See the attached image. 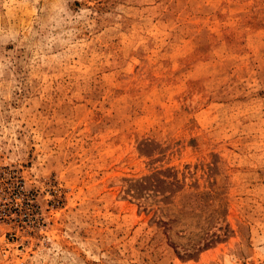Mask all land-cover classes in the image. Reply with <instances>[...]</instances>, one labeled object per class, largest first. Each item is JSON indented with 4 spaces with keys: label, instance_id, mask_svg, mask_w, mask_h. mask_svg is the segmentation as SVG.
<instances>
[{
    "label": "rangeland",
    "instance_id": "obj_1",
    "mask_svg": "<svg viewBox=\"0 0 264 264\" xmlns=\"http://www.w3.org/2000/svg\"><path fill=\"white\" fill-rule=\"evenodd\" d=\"M0 264H264V0H0Z\"/></svg>",
    "mask_w": 264,
    "mask_h": 264
},
{
    "label": "trees",
    "instance_id": "obj_2",
    "mask_svg": "<svg viewBox=\"0 0 264 264\" xmlns=\"http://www.w3.org/2000/svg\"><path fill=\"white\" fill-rule=\"evenodd\" d=\"M168 170L166 171H163V172H158L156 173V175H152L150 177H147L139 182H137L135 184V186H137L136 188L137 189H140V188H144L145 186L146 187H151L154 191H157V192H162L164 189L168 188V186H171L173 184L169 183L167 180H165V178L167 177L166 174H168ZM137 194L139 192H136ZM214 243L213 241L212 242H208L206 244L203 245L202 248L200 249H197V250H201L203 248H206L208 245Z\"/></svg>",
    "mask_w": 264,
    "mask_h": 264
}]
</instances>
